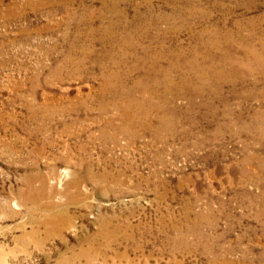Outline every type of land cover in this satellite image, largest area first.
I'll use <instances>...</instances> for the list:
<instances>
[{"label":"rangeland","instance_id":"rangeland-1","mask_svg":"<svg viewBox=\"0 0 264 264\" xmlns=\"http://www.w3.org/2000/svg\"><path fill=\"white\" fill-rule=\"evenodd\" d=\"M148 1L0 0V264H264V0ZM150 77L111 139L103 88Z\"/></svg>","mask_w":264,"mask_h":264},{"label":"bare ground","instance_id":"bare-ground-1","mask_svg":"<svg viewBox=\"0 0 264 264\" xmlns=\"http://www.w3.org/2000/svg\"><path fill=\"white\" fill-rule=\"evenodd\" d=\"M148 1V0H147ZM197 1V0H196ZM200 1V0H199ZM194 2V1H193ZM144 3V2H143ZM148 3H151L150 1H148ZM224 4V3H223ZM144 5V4H143ZM145 5H147L145 3ZM144 5V6H145ZM106 6V5H105ZM110 7V6H109ZM148 7V6H147ZM182 9V8H181ZM199 9V8H198ZM249 9V8H248ZM114 10V9H113ZM171 10V9H170ZM178 10V9H177ZM106 11V9H105ZM118 11V10H117ZM192 11V10H191ZM195 11H197L195 9ZM107 12V11H106ZM115 12V11H114ZM194 12V10L192 11ZM113 13V12H112ZM114 14V13H113ZM112 14V15H113ZM193 14V13H192ZM203 14V13H202ZM195 15V14H194ZM198 15V14H197ZM188 16V15H187ZM196 16V15H195ZM112 17V16H111ZM163 17V16H162ZM161 17V18H162ZM166 17V16H165ZM164 17V18H165ZM180 17V16H179ZM184 17V16H182ZM186 17V16H185ZM210 17V16H208ZM147 18V17H145ZM159 17V19H161ZM188 18V17H187ZM189 18H192L191 15H189ZM205 20L208 21V18L207 16L205 15ZM117 19V18H116ZM174 19V18H173ZM103 20H105L103 18ZM166 20V18H165ZM168 20V19H167ZM182 20V19H181ZM187 20V19H186ZM194 20V19H193ZM201 20V19H200ZM156 21V20H155ZM161 21V20H160ZM171 21V20H170ZM190 21V20H189ZM202 21V20H201ZM112 22V21H111ZM144 22V21H143ZM157 22V21H156ZM164 22V20H163ZM174 22V21H173ZM177 22V21H176ZM138 23V22H136ZM170 23V22H169ZM118 24V23H117ZM129 24V23H128ZM145 24V23H144ZM143 24V25H144ZM149 24V23H148ZM153 24V23H152ZM131 25V24H129ZM139 25V24H138ZM119 26V25H118ZM128 26V25H127ZM142 26V25H141ZM147 26V25H145ZM113 27V26H112ZM116 27V26H115ZM126 27V25H125ZM140 27V26H139ZM151 27V26H150ZM172 27V26H171ZM117 28V27H116ZM130 27L128 26V29ZM145 29V28H144ZM143 31V30H142ZM169 32V31H168ZM143 34V33H142ZM162 34V33H161ZM125 36V35H124ZM123 36V37H124ZM127 36V35H126ZM142 37V36H140ZM125 38V37H124ZM135 39V38H134ZM138 39V38H137ZM126 41V39H124ZM131 40V39H130ZM133 40V39H132ZM122 41V40H121ZM129 41V40H128ZM127 41V42H128ZM149 42V41H148ZM172 42V41H171ZM129 43V42H128ZM133 43V42H132ZM142 44V43H141ZM163 44V43H162ZM214 44V45H212ZM123 45V44H122ZM131 45V44H130ZM137 45V43H136ZM167 45V44H166ZM129 46V45H128ZM157 46V45H156ZM134 47V46H133ZM145 47V46H144ZM217 47H219V45L215 42L211 43L210 45L208 46H205V53H206V58L207 57H210L211 56V52L212 50L216 49ZM123 48V47H122ZM128 48V47H127ZM225 48L227 50H230L232 48L231 45H227L225 46ZM137 49V47H136ZM122 50V49H121ZM134 50V49H133ZM138 51V50H136ZM121 52V51H120ZM127 52V51H126ZM146 52V51H145ZM124 53V52H123ZM134 53V52H133ZM137 53V52H136ZM263 53H264V49H263ZM120 53H118L119 55ZM144 54V53H143ZM146 54V53H145ZM149 54V53H148ZM244 54L246 56H249L251 57L252 55L250 54V52L248 53L247 50L244 51ZM124 55V54H123ZM127 55V54H126ZM129 55V54H128ZM137 55V54H136ZM159 55V54H158ZM143 56V55H142ZM156 56V55H155ZM131 57V56H130ZM136 57V56H135ZM140 57V56H139ZM260 57V56H259ZM126 58V57H125ZM141 58V57H140ZM254 58V57H252ZM256 59V58H254ZM128 60V59H127ZM147 60H150L152 61L153 63H157L156 61H159L157 57H154V56H151L150 59H147ZM135 61V60H134ZM235 61V60H234ZM232 59H229L225 56H223L221 58V64L225 65L228 67L229 70L233 71V72H239L238 71V68L240 69L241 68V65L239 62H234ZM140 62V61H138ZM144 62V61H143ZM146 62V61H145ZM148 62V61H147ZM146 62V63H147ZM258 63V62H257ZM139 64V63H138ZM144 65V64H143ZM208 65V64H206ZM205 65V66H206ZM137 66V65H136ZM151 66V65H150ZM262 66L264 67V63H262ZM143 67V66H142ZM154 67V66H153ZM159 67V66H158ZM212 67L213 66H207V67H204V65H199L197 64L195 66V71L197 74H193L192 72H189L192 74V76H188V74H186L187 76H180L182 77H179L181 78V84L183 85V87L181 88V90L179 91V94H185V93H188V92H195L197 94H199L200 96H203V94L209 92L210 90L208 88H211L214 89V94L211 98H213V100H216L218 98V95H219V92L222 88V86H224L225 82L228 83L229 81V77H227L224 81L223 79L221 80L220 79V76L218 73H220L219 71L216 70V68L214 70H212ZM238 67V68H237ZM261 67V66H260ZM138 68V67H137ZM136 68V69H137ZM151 68V67H150ZM155 68V67H154ZM153 68V69H154ZM160 68V67H159ZM146 69V67H145ZM148 69V68H147ZM156 69V68H155ZM138 72V71H137ZM150 72V71H149ZM157 72V71H156ZM155 72V73H156ZM160 72V71H159ZM158 72V73H159ZM114 73V72H113ZM154 73V72H153ZM221 74V73H220ZM113 75V74H112ZM160 75H162V73L160 72ZM107 76V75H106ZM159 76V75H158ZM163 76V75H162ZM223 76V75H222ZM143 77H145L143 75ZM148 77V76H147ZM112 80H116L117 79V75H113L112 77H110ZM109 78V80H110ZM160 77H150V80H151V85H149L148 87H145V86H139L138 83L137 85H134V87H124V88H121L120 90L118 91H112V90H108L106 88H103L104 89V92L107 93V95H109L110 98H112L113 96L116 97V100L109 105H104L102 106L101 104V114L102 113H112L114 114L113 115V118H111L107 124L109 126V128L112 130V137L111 139L113 138H117V137H121V136H124V137H128L131 139V137L133 136V131L136 130L137 128H139L141 125H140V119L138 120V117L135 116V112H138L141 111L144 113V116L143 118L141 119V124H144L147 120V117H150L149 116V111L148 109H146L145 105L141 104V102L137 101L134 99L135 95L137 93H143V94H147V95H150V96H159L160 94V90L162 88V84L160 82L161 79H159ZM209 78V80H208ZM229 78V79H228ZM149 79V78H148ZM210 79L211 81L213 80L214 84H212V86H210L211 82H210ZM120 80V79H118ZM142 80V79H141ZM105 81V80H104ZM107 82V81H106ZM109 82V81H108ZM107 82V83H108ZM141 82V81H140ZM200 83L202 86H200L199 89H196L195 90V83ZM113 83V82H111ZM116 84V83H115ZM144 84V83H143ZM107 85V84H106ZM118 86V85H117ZM124 86V85H123ZM147 86V85H146ZM108 87V86H107ZM122 87V86H121ZM172 87H173V80H170L168 82V89L169 91L172 90ZM112 88H115V87H112ZM111 89V88H110ZM103 91V90H102ZM213 91V90H212ZM101 92V91H100ZM211 93V92H210ZM210 95V94H209ZM101 96V95H99ZM108 96H106L105 98H107ZM101 98V97H100ZM209 100V99H208ZM112 101V100H111ZM104 102V100H103ZM108 102V101H107ZM207 102V101H206ZM111 103V102H110ZM107 104V103H106ZM210 106V102L209 103H202L201 104V108L205 107V108H209ZM100 107V106H99ZM204 108V109H205ZM216 112V111H213V113ZM122 114V117L121 115ZM112 117V116H111ZM115 120L116 122H118V124L115 123ZM139 122V123H137ZM175 123V121H173V124ZM158 124H159V127L161 128L162 125H166L167 124V120L166 119H161L159 118L158 120ZM115 143V142H114ZM120 143V142H119ZM119 143L117 145H115V147H117L119 145ZM121 173V172H120ZM111 179V178H110ZM112 180V184H111V190L112 188H116L117 187V182L116 180ZM122 182V181H121ZM123 184V183H122ZM114 185V186H113ZM120 187V186H119Z\"/></svg>","mask_w":264,"mask_h":264}]
</instances>
